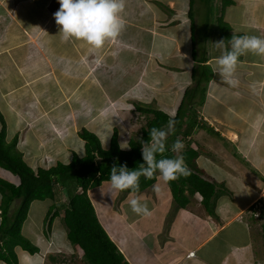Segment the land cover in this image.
Masks as SVG:
<instances>
[{
    "label": "crops",
    "instance_id": "obj_1",
    "mask_svg": "<svg viewBox=\"0 0 264 264\" xmlns=\"http://www.w3.org/2000/svg\"><path fill=\"white\" fill-rule=\"evenodd\" d=\"M31 60L33 72L24 68ZM3 102L22 147L27 132L42 147L68 140L72 158L79 141L77 154L86 151L79 128L111 138L105 148L117 131L129 149L151 116L139 106L178 117L160 137L180 152L188 143L204 177L225 184L215 214L200 192L187 191L180 206L160 172L141 191L119 181L105 206L104 196L92 198L101 184L89 188L100 223L129 264H264V215L249 212L264 196V0H0V110ZM28 220L22 233L39 251L17 246L19 264L80 248L67 235L39 239Z\"/></svg>",
    "mask_w": 264,
    "mask_h": 264
},
{
    "label": "trees",
    "instance_id": "obj_2",
    "mask_svg": "<svg viewBox=\"0 0 264 264\" xmlns=\"http://www.w3.org/2000/svg\"><path fill=\"white\" fill-rule=\"evenodd\" d=\"M220 21L223 25V19ZM138 108L151 116L141 137L130 139L129 149L121 148L117 131L111 146L105 148L95 132L83 128L79 132L85 140L83 156L74 153L69 163L58 162L49 168L37 169L31 167L16 150L17 138L7 141L5 119L0 112L3 125L0 130V167L20 178V183L15 184L0 176V261L19 264L17 246L30 253L39 251V247L22 233V228L31 203L51 199L55 203L49 207L45 217L47 233L52 231L54 220L61 217L68 239L83 250L84 259L89 264H129L100 223L88 194L89 188L104 181H121L126 191H141L152 185L157 175L163 172L180 206H186L190 201L187 191L189 194L200 192L207 211L215 214L217 198L229 191L225 184L204 177L196 163L197 150L186 145L177 153L160 137L162 129L178 117L171 119L159 109ZM181 113L182 110L179 118ZM194 124H190L185 136L191 135ZM59 189L65 191V204L56 201ZM16 199L20 202L11 214V206Z\"/></svg>",
    "mask_w": 264,
    "mask_h": 264
},
{
    "label": "rangeland",
    "instance_id": "obj_3",
    "mask_svg": "<svg viewBox=\"0 0 264 264\" xmlns=\"http://www.w3.org/2000/svg\"><path fill=\"white\" fill-rule=\"evenodd\" d=\"M197 10L200 11L199 6L197 7ZM213 14L215 15L216 13L214 12ZM39 37L41 38L40 35H37L36 39H38ZM36 61H39V60H35V61L31 60V61H29L28 64L26 63V66L24 68L27 67V68H29V71L33 72V70H35L34 66L37 64ZM85 61H87V60H85ZM27 68H26V70H28ZM90 68L92 69V66ZM91 72H92V70H91ZM43 75H49L50 76V75H53V73L51 71V72L44 73ZM112 103H115V102H112ZM88 105L89 104H87L86 106L88 107ZM1 110H2V112H1ZM1 110H0V112L2 113V115L4 113V115L6 117V120H7V123L11 124V126L9 127L8 132H7V136L9 137L7 141L12 142L16 138L17 131L15 132V130L17 128H19V126L17 125V123H18L17 122V117L15 115L12 116V111L11 112H7V107H6L4 102H3V106H2ZM80 114L81 113L79 112V114H77V115L80 116ZM95 118L96 119H99V118L102 119V115L101 114L99 116L97 115V116H95ZM108 119L109 118H107V117L104 118V120H108ZM143 119H145V118H143ZM18 120L20 122H22V120H21V118L19 116H18ZM0 125L2 126L1 118H0ZM52 127H53V130H55L54 131L55 133H57L58 135L62 134V132H63L62 129H60L59 127H57L55 125H53ZM117 128L119 129L120 126H118ZM81 130L82 129L79 128V132ZM111 131H112V129L108 126V127H106L104 133L110 135L112 133ZM95 133H96V131H95ZM135 133L136 134H134V135L139 136V135H141L142 132H141V130H139V131H136ZM26 137H27V139H26L27 146L25 148L22 147V145H21L22 142H20L22 138H21V136H19V138H17L16 147L22 153H24V151H27V152L29 151L28 155L31 154L30 155L31 159L26 157V159H27L26 161L28 163H29V161H31L32 163H29V164H32L35 169H37L40 166L48 168L50 166L55 165L58 161L64 162V163H69L71 161L72 154H73V151L71 150V147L73 145H71L70 141L66 140L64 143H60L58 145L56 144V146H55V143H53L49 147L46 144H43L44 147H42L40 145V143L37 142V140H35L34 136L29 134V132L26 133ZM109 140L107 139V137H104V139L102 138V141H103L105 146H109V144H110ZM44 142L47 143L46 141H44ZM79 142H80V144L75 145L74 148H76L77 153L82 154V153H84V151H83V147H81V141H79ZM186 145H183V143H182V147L183 148H185ZM51 146L54 149H51ZM57 147H58V149H57ZM27 149H29V150H27ZM54 150H59V152L56 151L57 152L56 153ZM176 152L180 153V150L177 148ZM32 159L35 161L34 163H33ZM38 161L40 163H38ZM6 173H7L6 177H8V178L4 177L5 179H8L9 181H11V182H13L15 184H18L20 182V180L18 179L17 176H15L13 174H10L9 171L6 172ZM14 177H16V178H14ZM118 182L119 181H104V182H102V184L100 186H98V187H96V188H94L92 190V198L96 199L97 197L104 196L103 197V205L105 206L106 203L111 202V200L113 199V194L110 195L111 191L114 192L113 189L116 188V191H117L120 188V185H118ZM121 186H123V183L121 184ZM60 187L61 186H59V188ZM60 189H62V187ZM60 189H59V197H58V199H56V201L65 204L67 202V196L65 194V191H62V190L60 191ZM1 200H2V194L0 192V201ZM19 202H20V199H16L13 202V204L11 206V212H10L11 214H13V211L16 209V207L18 206ZM53 203H55V201L51 200V199L34 201L32 206H31L29 215H28L29 216V220H28L29 222H27L26 226L29 228V230L34 231L35 232V236L39 237V239H41L43 241L44 240L45 241L49 240L50 237H54V236L66 237V235H67L66 225H65V223H64V221L62 220L61 217H57L54 220L52 231H49L47 233V231L45 229L46 224H45L44 221H45V217L47 215V211H48L47 209H49V206L52 205ZM108 214L110 216V212H107L106 215H104L106 220L108 219L107 218ZM0 221H1V218H0ZM116 222L119 223L118 220H116ZM64 249L65 248H62L60 251L57 252V254H56L57 256H56V258L54 260H52V259L51 260H49V259L46 260V258H45V260H46L45 264H88L83 259L84 252H83L82 249L79 248V249L70 250L68 248L66 250L67 252ZM71 252H74V253H71Z\"/></svg>",
    "mask_w": 264,
    "mask_h": 264
},
{
    "label": "built area",
    "instance_id": "obj_4",
    "mask_svg": "<svg viewBox=\"0 0 264 264\" xmlns=\"http://www.w3.org/2000/svg\"><path fill=\"white\" fill-rule=\"evenodd\" d=\"M202 197V196H201ZM249 212L256 218H262L264 215V196L253 203L249 208ZM194 251H191L189 255H193Z\"/></svg>",
    "mask_w": 264,
    "mask_h": 264
}]
</instances>
